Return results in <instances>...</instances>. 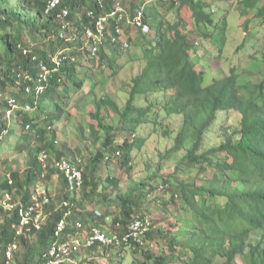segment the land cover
Here are the masks:
<instances>
[{
    "label": "trees",
    "instance_id": "obj_1",
    "mask_svg": "<svg viewBox=\"0 0 264 264\" xmlns=\"http://www.w3.org/2000/svg\"><path fill=\"white\" fill-rule=\"evenodd\" d=\"M48 1L0 0V151L6 134L17 130L13 147L26 157L22 170L1 174L0 201L8 194L10 204L30 203L34 187L48 186L57 176L62 202L51 197L40 229L19 236L18 204L5 209L0 203V264L12 259L13 264H43L42 254L55 242L80 239L91 227L123 230L131 219L147 215L146 242L132 246L140 257L130 264H264V77L240 83L234 65L217 66L228 42L227 13L216 19L209 0H63L46 11ZM62 6L68 8L65 30L56 18ZM239 11L264 25V0H242ZM137 13L139 25L132 23ZM101 17L95 41L88 32L97 33ZM241 25L247 30L248 19ZM204 41L213 43L211 52ZM247 44L243 39L238 46L246 49ZM131 45L135 52L123 59ZM134 62L141 66L123 106L109 93H99L104 77L97 80L92 72L107 68L115 78ZM87 106L94 121L88 125L93 150L84 159L79 155L83 184L76 197L55 163L76 161L78 152L57 144L54 125L61 118L75 120L73 110L81 114ZM232 111L239 114L238 125L216 126L219 115ZM174 116L181 124L162 155L175 159L172 168L162 169L157 162L145 181L125 189L113 169L104 180L99 177L105 164L129 174L133 149L148 138L137 134L141 125L150 124V134L164 128L168 135L165 120ZM78 131L83 133L81 125ZM207 170L210 178L202 176ZM153 209L160 213L155 220ZM172 214L171 228L154 229L162 216ZM61 219L64 230L55 236ZM108 219L103 229L100 223ZM175 229L183 234L172 233ZM14 243L17 249L8 259L6 251ZM82 248L121 252L124 246L104 248L96 241ZM77 254L71 255L75 261Z\"/></svg>",
    "mask_w": 264,
    "mask_h": 264
},
{
    "label": "rangeland",
    "instance_id": "obj_2",
    "mask_svg": "<svg viewBox=\"0 0 264 264\" xmlns=\"http://www.w3.org/2000/svg\"><path fill=\"white\" fill-rule=\"evenodd\" d=\"M155 1V0H154ZM152 1L151 3H154ZM242 0H209L210 6L215 10V17L219 19L223 13H227V22L229 25L228 30V42L225 47L224 52L222 53L221 63L217 62V66L220 64L221 66L234 65L237 68V72L240 74L239 82L243 83L244 81L249 80L251 83H257L264 77V60L260 57L264 55V25H258L256 19H253L251 16H243L239 7L241 6ZM159 11L163 10L160 6L156 5ZM211 12V8L208 9ZM227 11V12H226ZM171 17V14L168 15ZM243 18L248 19V28L245 30L241 25ZM172 19V18H170ZM148 28H144L143 31H147ZM249 36L246 37V34ZM135 30L133 29L131 32V36H134ZM121 39H124L123 37ZM244 40L248 42L246 45V49L239 48V44ZM205 42L206 50L208 52L212 51L214 47L213 43ZM128 50L125 52L123 59L127 57L128 53L135 52V46L131 45L127 48ZM100 65V64H99ZM98 66L97 64L94 67V71ZM141 64L139 62H134L129 65L126 69L120 72V75L111 78L109 74L111 71L107 68L103 69V72H100L101 68L98 67L97 72H92V76L95 79H99L100 77H104L101 79L105 83L104 86L98 90L99 93H109L116 100L119 106H123L125 100L127 98V91L130 86V80L135 74L138 72ZM92 111L91 106H87L81 114L79 112L76 113V118L73 121H66L65 118H61L58 122L55 123L54 128L57 134V144L61 146V144L65 143L69 148L75 149L78 154H76L78 160L80 158L79 155H82L83 159L88 157L91 153L92 143L91 139L88 135V125L93 124L94 121L89 116L88 112ZM239 114L237 112H227V115H219V119L217 121L216 126L231 128V126L238 125ZM6 125L9 123V119L6 118ZM165 123H168V135H164L163 130H158L156 133L150 134V124H142L137 134L142 137H148L145 145L141 148L133 149V163L134 168L129 174L120 171L118 168L114 169L109 164H105L102 168V172L99 177L104 180L105 177L112 175L113 173L118 176L120 186L125 189L129 184L133 181H145L146 176L150 173L151 170L154 169V165L157 162H160L161 168H172L175 165V159H163L162 155L164 152L172 147L173 138L178 131V128L181 124V119L178 116H174L173 118H169L165 120ZM116 124V123H115ZM82 126L83 133L80 134L78 131L79 126ZM16 130L13 136H9L6 134L4 138V146L0 151V160H5V165L0 166V176L2 173H7L9 170H22L25 164V153H17L16 149L13 145L18 141V136ZM120 139V137H117ZM6 143V145H5ZM11 144V148L9 147ZM97 147V145H94ZM193 173V172H192ZM212 175L211 170H207L205 173H202L203 177L210 178ZM156 185L158 183L154 182ZM50 194H52V198L57 204L62 202L61 196V182L60 178L57 176H53L51 181L47 184ZM161 194V193H158ZM162 195L164 198L169 196V192H164ZM76 197L79 196V192L74 194ZM5 199V198H4ZM7 199H1L0 203L4 206ZM157 204V203H155ZM153 204V205H155ZM157 208V206L155 207ZM172 213L175 212L174 208H171ZM160 213H157L155 209L152 210V219H157ZM149 217V215H147ZM163 221L159 223H154V229L160 227L166 229L167 227H172L171 223L174 222V216H162ZM109 219L100 223L102 228L109 227ZM172 233L182 235L183 232L176 229L172 231ZM81 240H83V235L79 236ZM154 251H157L158 247L155 245L151 246ZM77 254V262L82 264H130V262L134 258H139V253H134L132 247H124L121 252L118 249H97L95 251L89 252L88 249L80 248L76 250ZM123 257L122 260L119 258ZM13 259L10 260L9 264H13Z\"/></svg>",
    "mask_w": 264,
    "mask_h": 264
},
{
    "label": "built area",
    "instance_id": "obj_3",
    "mask_svg": "<svg viewBox=\"0 0 264 264\" xmlns=\"http://www.w3.org/2000/svg\"><path fill=\"white\" fill-rule=\"evenodd\" d=\"M63 0H49L48 7L46 11H51L61 5ZM120 10V9H118ZM68 15V8L62 6L56 13V18L61 22V29L65 30L68 26V22L65 21V17ZM140 13L132 19V23L135 22L137 25L140 24ZM104 18L98 19L97 33L88 32V36L93 37L95 41L100 39L102 22ZM128 21V20H127ZM147 28L143 26V29ZM23 53L26 50L23 49ZM41 87H37V92H40ZM13 100H10L12 107H15ZM46 155H42V161L44 162ZM80 159L76 161H71L66 158H62L55 163V168L58 173L61 174L65 179V184L67 190L74 194L79 189H81L83 184L82 170L79 168ZM52 194H50L48 187L45 184H37L34 187L30 203L18 204V216L19 223L17 225L16 234L27 235L33 229L38 230L41 227V221L45 218V205L49 204L51 201ZM8 194L5 195V199H8ZM65 204V202H64ZM8 202L4 203L5 209H11L16 207ZM150 221L148 216L135 217L127 224V226L122 230L115 226L117 230L103 231L100 227H91L90 230L84 232L83 241L79 238H71L70 240L55 242L45 251L42 256L46 259L43 264H78L71 255L76 250L81 247H90L96 241L101 243V246L106 248L108 246H115L118 248L120 246L132 247V246H142L146 242V232L150 229ZM65 227V222L61 219L55 230V236H59ZM77 227L81 228V224H77ZM120 229V230H118ZM133 248V247H132ZM17 249V245L14 243L6 251V256L8 259L12 256V251Z\"/></svg>",
    "mask_w": 264,
    "mask_h": 264
}]
</instances>
